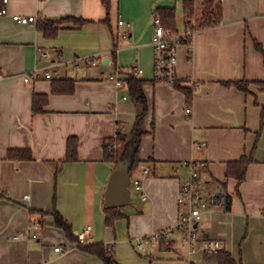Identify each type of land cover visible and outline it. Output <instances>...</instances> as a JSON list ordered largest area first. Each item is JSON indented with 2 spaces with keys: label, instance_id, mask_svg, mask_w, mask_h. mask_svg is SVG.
<instances>
[{
  "label": "crops",
  "instance_id": "crops-1",
  "mask_svg": "<svg viewBox=\"0 0 264 264\" xmlns=\"http://www.w3.org/2000/svg\"><path fill=\"white\" fill-rule=\"evenodd\" d=\"M106 1L109 10L104 0H2L7 13L0 14V264H103L69 240L52 214L39 212L54 206L74 235L91 225L90 242L112 248L117 264H213L200 239L190 252L184 232H173L164 247L149 239L179 223L185 209L180 185L193 161L207 163L204 197L223 193L228 200L226 207L214 203L203 212L197 224L201 239L223 241L242 264H264V0H198L219 3L222 16L196 32L191 51L187 44L178 46L177 79L193 90L189 104L174 82L155 80L152 45L155 10L176 8L181 28L183 0ZM108 13L110 25L103 22ZM14 14L86 23L49 38L37 23H19ZM118 29L127 37L116 36ZM136 67L147 80L149 100L138 171L147 199L138 192L140 206L125 217L128 235L116 240L115 232L113 240L105 191L116 165L105 158L104 147L135 122L137 110L119 68ZM34 72L39 77L26 80ZM242 80L247 91L235 84ZM36 99L44 100L40 112L33 110ZM71 137L78 141L77 159L66 161ZM11 149L29 150L32 158L11 159ZM245 154L253 160L239 182L227 176V165Z\"/></svg>",
  "mask_w": 264,
  "mask_h": 264
},
{
  "label": "trees",
  "instance_id": "trees-1",
  "mask_svg": "<svg viewBox=\"0 0 264 264\" xmlns=\"http://www.w3.org/2000/svg\"><path fill=\"white\" fill-rule=\"evenodd\" d=\"M107 9L109 10V2L104 0ZM2 0H0V10L3 8ZM182 10L184 18L196 17L199 21V27L205 28L208 26H213L217 24L222 16V8L219 3L212 1L200 2L198 0H183ZM155 16H159L163 24L172 31H177L179 28L177 21V11L174 7H159L155 10ZM103 22L110 25V16L109 13ZM72 25H71V24ZM86 23V20L82 18L70 17L60 21H51V20H40L37 23V26L42 30L45 35L49 38H56L59 32L62 29H71L73 26H83ZM117 36V34H116ZM256 47L263 51L262 46L259 43H256ZM118 49V43L116 41L113 55L114 60L116 61V52ZM121 73H125L126 77L124 82L128 89V94L131 101L134 103L137 113L135 122L129 133H124L118 131L115 139H111L105 143V158L114 162L115 165L120 162L126 153L129 150H132V164L130 166V175L131 177L138 173L141 168L140 161V146L141 141L144 135L147 133L145 128V121L149 113V100L145 92L144 86L147 83V80L139 77L134 69L130 68H119ZM156 80V79H155ZM157 81V80H156ZM177 88L184 91L188 99V104L191 103L193 97V90L189 88L182 87L178 79L174 81ZM236 86L244 91L248 90L247 81H236ZM264 87V82L260 83ZM57 90V88H56ZM42 99H36L34 101L33 110L35 112L42 111ZM264 111V109H263ZM120 142V145L117 146L116 142ZM77 144L78 141L75 137H71L68 140L67 148V157L66 161H72L77 159ZM9 158L11 159H31L32 154L29 150L26 149H11L8 153ZM253 160L252 155H243L239 160L230 161L227 165V176L236 177L239 182L243 181L245 178L246 170L250 162ZM2 196V195H0ZM123 206L117 207H106V224L111 227L113 226L115 220L126 217L127 214L122 210ZM33 212V210H32ZM43 213H50L53 215L55 220V225L64 230L67 238L73 242H77L78 245L86 252L98 256L103 262V264H117L115 260V255L112 248H109L104 243H89L81 244L78 242L77 236L74 235L73 228L71 224L58 212V210L53 207L49 212L39 211ZM161 246L164 247L166 240L160 242ZM168 245H165L167 247ZM208 258L212 261L217 262V264H242L237 262L232 255L227 251H222L216 255H208ZM191 264H196L192 262Z\"/></svg>",
  "mask_w": 264,
  "mask_h": 264
},
{
  "label": "built area",
  "instance_id": "built-area-1",
  "mask_svg": "<svg viewBox=\"0 0 264 264\" xmlns=\"http://www.w3.org/2000/svg\"><path fill=\"white\" fill-rule=\"evenodd\" d=\"M7 2V0H3ZM6 7L1 8L0 14H6ZM13 20L22 24L38 23L41 19L38 15H12ZM184 26L179 27L177 31L168 29L162 22L159 16H154V32L152 36V45L154 47L155 60H154V73L157 81H171L177 79V51L180 44H187L190 51L192 50V42L194 35L200 29L199 21L196 17H188L183 20ZM119 24L123 25L124 21L119 20ZM117 36L126 38L127 33L122 29L116 31ZM142 70L138 67L135 68V73L139 75ZM50 72L46 73V77L50 78ZM39 74L36 72L26 76V80L30 78H37ZM120 85L122 81L118 82ZM126 98V97H125ZM191 112V107L187 108V113ZM207 166L205 161H193L190 163V173L185 177L180 185L179 190V203L187 208L181 215L179 223L173 228L163 231L152 233L149 239L154 242H161L170 238L173 232H184V240L190 252H195V242L201 240V250L205 255H216L225 250V244L219 239L202 238L197 229V224L202 214L207 210L210 204L219 203L222 207H226L228 200L223 193H215L209 200L204 197L201 177ZM147 172L148 168L142 169ZM131 186L139 192L142 200L147 199V195L143 190L142 180L137 177L131 180ZM29 198V195H25ZM92 226L87 225L84 229L77 232L78 242L81 244L91 243ZM22 234L17 235L16 239L20 238ZM30 238H36V234H30ZM140 248H144L142 243L139 244ZM57 251L64 250L63 247L58 246L55 248Z\"/></svg>",
  "mask_w": 264,
  "mask_h": 264
},
{
  "label": "water",
  "instance_id": "water-1",
  "mask_svg": "<svg viewBox=\"0 0 264 264\" xmlns=\"http://www.w3.org/2000/svg\"><path fill=\"white\" fill-rule=\"evenodd\" d=\"M132 164V150L116 164L105 191V203L108 207H117L132 202L130 166Z\"/></svg>",
  "mask_w": 264,
  "mask_h": 264
},
{
  "label": "rangeland",
  "instance_id": "rangeland-1",
  "mask_svg": "<svg viewBox=\"0 0 264 264\" xmlns=\"http://www.w3.org/2000/svg\"><path fill=\"white\" fill-rule=\"evenodd\" d=\"M137 176L139 178H141V174L140 173H138L136 175L134 174L132 176V178L133 179L137 178ZM131 191H132V196H133V202L131 204H129L128 206H126V209H125L126 210L125 214L128 213L130 216L135 211V208L140 206V202H141V199L138 196V191L135 189V187L131 186ZM129 207H131V208H129ZM183 209H184V206H183ZM184 211H187V208H185L183 210V212ZM128 214H127V216H128ZM129 229H130V219L123 217V218L115 220L113 226L110 227L111 232H113V237H112L113 240H114L115 232H116V240H120V239H123L124 237H126V235H128ZM142 240H143V238H141V241ZM136 243H138L137 240H136ZM213 264H217V262H213Z\"/></svg>",
  "mask_w": 264,
  "mask_h": 264
}]
</instances>
